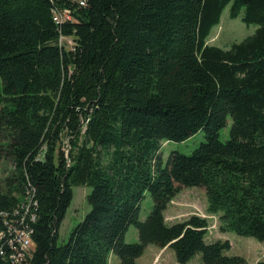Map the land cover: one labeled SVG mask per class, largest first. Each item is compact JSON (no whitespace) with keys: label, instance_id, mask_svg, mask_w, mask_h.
I'll return each mask as SVG.
<instances>
[{"label":"trees","instance_id":"obj_1","mask_svg":"<svg viewBox=\"0 0 264 264\" xmlns=\"http://www.w3.org/2000/svg\"><path fill=\"white\" fill-rule=\"evenodd\" d=\"M232 1L231 16L244 10L258 29L228 49L209 44ZM64 8L74 20L59 26ZM202 130L192 154L173 150L163 165L164 142ZM0 157L14 165L0 187V232L1 212L36 191L28 264H109L111 254L140 264L149 244L174 249L177 264L198 254L248 264L226 253L228 241L206 240V218L169 224L165 212L182 187H203L223 231L264 244V0H0ZM80 185L93 187L92 209L59 243ZM146 192L154 205L142 221ZM130 225L137 242L125 241Z\"/></svg>","mask_w":264,"mask_h":264},{"label":"rangeland","instance_id":"obj_2","mask_svg":"<svg viewBox=\"0 0 264 264\" xmlns=\"http://www.w3.org/2000/svg\"><path fill=\"white\" fill-rule=\"evenodd\" d=\"M232 5L233 1L224 9L220 24L212 29L208 39L209 44L228 49L232 43L241 42L258 29L259 25L247 24L243 21L244 10L241 11L238 17L233 18L231 16ZM232 123V116L228 115L227 125L219 132L221 140L227 141L230 138ZM205 140V133L202 130L185 141L164 142L161 149L163 165H166L173 150L192 154L201 142ZM65 148L66 154L68 147L65 146ZM13 171L14 165L12 162L0 157V187L3 185L5 178L13 174ZM92 190L93 187L88 185L73 187V200L59 229V243H64L68 240L72 229L83 221L92 209L88 202V195ZM24 196L25 194L22 195L21 200L24 199ZM153 205L154 200L151 193L146 192V197L141 203L140 220L144 221L148 217ZM192 215H198L208 220L209 226L205 236L208 242L228 241L230 243L231 246L226 251L227 254L241 255L247 259L248 264H257L259 261L264 260V244L258 239L250 236H241L233 231L222 230L220 214H214L209 211L208 198L203 187H182L180 192L171 200L165 212L166 221L169 224L184 221ZM139 240L138 228L135 225H130L125 234V241L132 243ZM137 261L140 264H177V257L174 249L169 246L161 248L155 244H149ZM119 262L120 259L115 254L109 256V264H117ZM188 264H204L201 254L196 255Z\"/></svg>","mask_w":264,"mask_h":264},{"label":"built area","instance_id":"obj_3","mask_svg":"<svg viewBox=\"0 0 264 264\" xmlns=\"http://www.w3.org/2000/svg\"><path fill=\"white\" fill-rule=\"evenodd\" d=\"M80 4L85 6L86 0H80ZM53 19L60 26L65 22L73 21L74 14L70 8L57 9ZM64 43H67L66 47L69 48L74 46V41L71 37L61 35L60 44ZM65 143L69 147V143L67 141ZM68 150H66L67 153ZM67 153L66 157L68 158ZM68 165H70L69 158ZM24 194V199L11 212H1L6 229L0 232V242H2L0 245V257L8 264H28L35 247L33 225L38 219V201L35 199L36 191L29 186Z\"/></svg>","mask_w":264,"mask_h":264}]
</instances>
